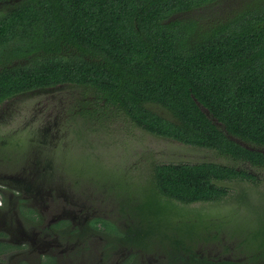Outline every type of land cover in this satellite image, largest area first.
Segmentation results:
<instances>
[{
    "label": "trees",
    "instance_id": "16d2710c",
    "mask_svg": "<svg viewBox=\"0 0 264 264\" xmlns=\"http://www.w3.org/2000/svg\"><path fill=\"white\" fill-rule=\"evenodd\" d=\"M221 3L10 0L0 10V103L75 85L149 133L264 166V151L229 137L264 148V0H236L226 19ZM153 176L158 194L184 204L220 200L222 182L255 180L213 161L159 163Z\"/></svg>",
    "mask_w": 264,
    "mask_h": 264
},
{
    "label": "rangeland",
    "instance_id": "374dc122",
    "mask_svg": "<svg viewBox=\"0 0 264 264\" xmlns=\"http://www.w3.org/2000/svg\"><path fill=\"white\" fill-rule=\"evenodd\" d=\"M228 4L230 0L221 7L220 16L235 13V7ZM204 11L208 14L209 9ZM88 94L82 87L63 85L28 91L1 102L0 165L5 161L16 170L41 161L40 165L47 166L39 153L48 150L52 162L65 170H61L63 175L80 184L90 181L96 188L92 194L98 197L96 204L115 205L123 200L125 207L120 210H133L136 225L152 226L154 236L148 235L142 242L147 252L165 248L173 235L197 234L202 228L206 236L217 233L223 256L231 259H242L264 246V167L149 133L122 112L96 106ZM150 107L169 117L165 110ZM11 156L16 159L10 162ZM201 161L244 168L255 175V180L222 182L228 194L217 201L184 204L157 193L153 176L156 164ZM134 204L136 208L131 207ZM107 209L108 218L116 216L118 207ZM125 222L132 226L129 219ZM160 233L166 234L165 242L159 240Z\"/></svg>",
    "mask_w": 264,
    "mask_h": 264
},
{
    "label": "flooded vegetation",
    "instance_id": "af4514ba",
    "mask_svg": "<svg viewBox=\"0 0 264 264\" xmlns=\"http://www.w3.org/2000/svg\"><path fill=\"white\" fill-rule=\"evenodd\" d=\"M9 1L0 0V10H8ZM230 1L228 6L236 10V0ZM12 169L8 163L0 165V264H264V257L255 258L264 252L243 260L223 256L217 233L206 236L204 229L173 235L170 242L160 233L159 240L168 245L157 253L146 252L142 242L154 236V229L136 225L133 210L121 211L125 201L96 204L90 181L84 186L70 182L55 166L32 163ZM110 206L118 211L108 218Z\"/></svg>",
    "mask_w": 264,
    "mask_h": 264
},
{
    "label": "water",
    "instance_id": "95a60500",
    "mask_svg": "<svg viewBox=\"0 0 264 264\" xmlns=\"http://www.w3.org/2000/svg\"><path fill=\"white\" fill-rule=\"evenodd\" d=\"M56 88V87H55ZM51 89V88H50ZM32 91H34V90H32ZM28 92V91H27ZM25 93V92H24ZM20 94H23V93H20ZM197 104H198V106H199V108L203 111V112H205L206 113V115L208 116V117H210L212 120H213V122L215 123V124H219L217 121H216V119H214L213 117H211L210 115H209V112H208V110L206 109V108H204L201 104H199L198 102H196ZM225 132V131H224ZM231 139H233L234 141H236V142H238L239 144H241V145H243V146H245V147H247V148H249V149H258V150H261V151H264V148H261V147H254V146H251V145H249V144H246V143H244V142H242V141H240L239 139H237V138H235L234 136H229ZM56 154V157H57V154L58 153H55ZM11 157H13V159H11V160H15L16 159V157L15 156H11ZM24 157H27V156H24ZM43 160H47V167L48 166H55V168H57V166L52 162V160L54 159H51L50 158V156H49V154H46V155H44V158H42ZM57 159V158H56ZM33 160H35V159H33ZM58 160V159H57ZM3 162V164L4 163H6L5 161H2ZM35 163H37V164H41V161H35ZM59 165H60V163H59ZM63 172L65 171L64 169H61ZM65 175V174H64ZM65 176H67L68 177V175H65ZM68 179H69V177H68ZM70 180V182H76L77 180H73V179H69ZM77 183L78 184H80L78 181H77ZM88 184V183H87ZM87 184H80V185H82V186H84V185H87ZM92 187L90 186V189H91ZM94 189H96V188H94ZM206 218H204L203 220H205ZM203 222H205V221H203ZM185 224H187V223H185ZM192 224H197V222H195V221H193L192 222ZM202 229H204V228H202ZM201 230V229H200ZM244 250H245V248H243ZM246 251V250H245ZM147 252V251H146ZM247 252V251H246ZM257 252H264V250H261V249H258V250H253V251H251V252H248V253H257Z\"/></svg>",
    "mask_w": 264,
    "mask_h": 264
}]
</instances>
